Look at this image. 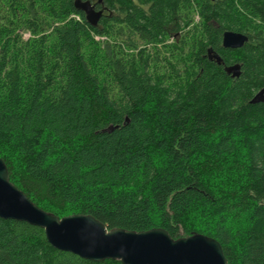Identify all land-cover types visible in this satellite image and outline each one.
<instances>
[{"label":"trees","instance_id":"1","mask_svg":"<svg viewBox=\"0 0 264 264\" xmlns=\"http://www.w3.org/2000/svg\"><path fill=\"white\" fill-rule=\"evenodd\" d=\"M96 8L106 11L93 27L75 0H0L10 181L59 218L203 234L228 264H264V102L251 103L264 89V0ZM225 30L249 40L225 48ZM233 64L239 77L225 70ZM0 264L123 263L59 250L41 227L0 218Z\"/></svg>","mask_w":264,"mask_h":264},{"label":"water","instance_id":"2","mask_svg":"<svg viewBox=\"0 0 264 264\" xmlns=\"http://www.w3.org/2000/svg\"><path fill=\"white\" fill-rule=\"evenodd\" d=\"M90 0H75V7L85 13L87 22L96 27L104 9H97ZM247 35L225 30L222 44L225 48H240ZM209 59L222 63L218 54L208 51ZM233 78L241 75V65L225 66ZM264 102V89L251 103ZM113 130L110 126L108 131ZM0 218L25 221L44 229L49 243L62 251L71 252L84 259L101 262L118 260L123 264H228L219 241L203 234L173 238L164 228L146 231L108 229L90 214H73L59 218L38 207L27 194L10 181L9 170L0 158Z\"/></svg>","mask_w":264,"mask_h":264},{"label":"rangeland","instance_id":"3","mask_svg":"<svg viewBox=\"0 0 264 264\" xmlns=\"http://www.w3.org/2000/svg\"><path fill=\"white\" fill-rule=\"evenodd\" d=\"M25 36H28L27 34H25ZM100 37L97 36V39H99Z\"/></svg>","mask_w":264,"mask_h":264},{"label":"flooded vegetation","instance_id":"4","mask_svg":"<svg viewBox=\"0 0 264 264\" xmlns=\"http://www.w3.org/2000/svg\"><path fill=\"white\" fill-rule=\"evenodd\" d=\"M98 9V8H97ZM100 9V8H99ZM106 10H104V12H105Z\"/></svg>","mask_w":264,"mask_h":264}]
</instances>
